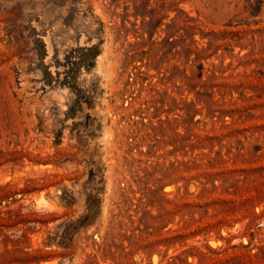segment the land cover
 Masks as SVG:
<instances>
[{"label":"rangeland","instance_id":"1","mask_svg":"<svg viewBox=\"0 0 264 264\" xmlns=\"http://www.w3.org/2000/svg\"><path fill=\"white\" fill-rule=\"evenodd\" d=\"M0 264H264V0H0Z\"/></svg>","mask_w":264,"mask_h":264}]
</instances>
